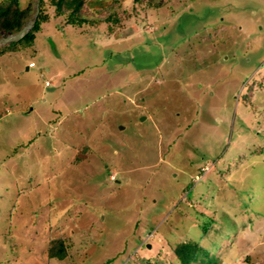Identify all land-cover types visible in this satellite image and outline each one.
Here are the masks:
<instances>
[{"label": "rangeland", "instance_id": "obj_1", "mask_svg": "<svg viewBox=\"0 0 264 264\" xmlns=\"http://www.w3.org/2000/svg\"><path fill=\"white\" fill-rule=\"evenodd\" d=\"M19 1L48 21L0 54V264H261L264 0Z\"/></svg>", "mask_w": 264, "mask_h": 264}, {"label": "trees", "instance_id": "obj_2", "mask_svg": "<svg viewBox=\"0 0 264 264\" xmlns=\"http://www.w3.org/2000/svg\"><path fill=\"white\" fill-rule=\"evenodd\" d=\"M54 7V14L65 16L66 24L81 26L87 22L86 11L83 9L88 0H49ZM101 2V0H95ZM39 4L43 0H38ZM103 10V9H102ZM115 14H109L107 20H115ZM48 21V14L43 9H37L34 13L32 4L21 6L19 0H0V34L8 31L16 34L7 41L0 42V54L5 51L22 49L33 43L35 33L41 29L42 23ZM202 231H207V225L202 226ZM173 252L178 264H217L210 251L202 247L197 241L187 240L178 243ZM65 245L61 239H56L48 247L49 257L63 258ZM264 264V261L261 263Z\"/></svg>", "mask_w": 264, "mask_h": 264}, {"label": "built area", "instance_id": "obj_3", "mask_svg": "<svg viewBox=\"0 0 264 264\" xmlns=\"http://www.w3.org/2000/svg\"><path fill=\"white\" fill-rule=\"evenodd\" d=\"M31 65H33V63H32V62L29 64V66H31Z\"/></svg>", "mask_w": 264, "mask_h": 264}]
</instances>
